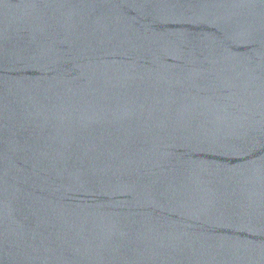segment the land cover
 Returning <instances> with one entry per match:
<instances>
[{"label":"water","instance_id":"obj_1","mask_svg":"<svg viewBox=\"0 0 264 264\" xmlns=\"http://www.w3.org/2000/svg\"><path fill=\"white\" fill-rule=\"evenodd\" d=\"M0 264H264V0H0Z\"/></svg>","mask_w":264,"mask_h":264}]
</instances>
